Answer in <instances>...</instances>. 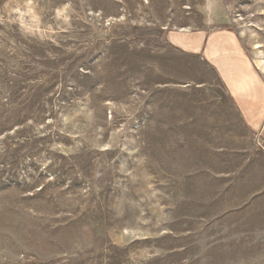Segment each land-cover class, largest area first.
Wrapping results in <instances>:
<instances>
[{
    "label": "rangeland",
    "instance_id": "1",
    "mask_svg": "<svg viewBox=\"0 0 264 264\" xmlns=\"http://www.w3.org/2000/svg\"><path fill=\"white\" fill-rule=\"evenodd\" d=\"M221 28L264 80V0H0V264H264V140L169 41Z\"/></svg>",
    "mask_w": 264,
    "mask_h": 264
},
{
    "label": "crops",
    "instance_id": "2",
    "mask_svg": "<svg viewBox=\"0 0 264 264\" xmlns=\"http://www.w3.org/2000/svg\"><path fill=\"white\" fill-rule=\"evenodd\" d=\"M185 31V30H184ZM170 44L200 55L211 66L233 104L264 140V80L248 55L239 35L228 28L172 34ZM262 200V195L257 199Z\"/></svg>",
    "mask_w": 264,
    "mask_h": 264
},
{
    "label": "bare ground",
    "instance_id": "3",
    "mask_svg": "<svg viewBox=\"0 0 264 264\" xmlns=\"http://www.w3.org/2000/svg\"><path fill=\"white\" fill-rule=\"evenodd\" d=\"M184 31V30H182ZM258 66L260 67V69L264 72V60H259L258 61Z\"/></svg>",
    "mask_w": 264,
    "mask_h": 264
},
{
    "label": "built area",
    "instance_id": "4",
    "mask_svg": "<svg viewBox=\"0 0 264 264\" xmlns=\"http://www.w3.org/2000/svg\"><path fill=\"white\" fill-rule=\"evenodd\" d=\"M260 147L264 150V147L260 145Z\"/></svg>",
    "mask_w": 264,
    "mask_h": 264
}]
</instances>
